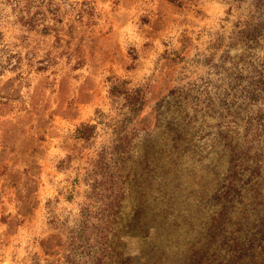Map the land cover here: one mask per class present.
Here are the masks:
<instances>
[{"label":"rangeland","instance_id":"374dc122","mask_svg":"<svg viewBox=\"0 0 264 264\" xmlns=\"http://www.w3.org/2000/svg\"><path fill=\"white\" fill-rule=\"evenodd\" d=\"M217 217L259 252L264 0H0V264H190Z\"/></svg>","mask_w":264,"mask_h":264},{"label":"trees","instance_id":"16d2710c","mask_svg":"<svg viewBox=\"0 0 264 264\" xmlns=\"http://www.w3.org/2000/svg\"><path fill=\"white\" fill-rule=\"evenodd\" d=\"M234 163L232 166L234 167ZM241 164L237 163V166L233 168V177L231 180L235 178H239V173L242 170ZM233 186L227 187L229 190L227 193V189L222 194L225 197L226 194H230V189ZM226 199V197H225ZM222 216V214H221ZM214 219V218H213ZM221 218H215L216 222H209V230L213 231V236L210 238V248L203 247L201 250V255L194 260L193 263L190 264H264V244H261L259 252L255 254H242L237 251L236 239L234 237H230L232 233L230 231H225L222 229V223L220 222ZM207 249L211 254V258H213V262L210 260H206L203 256L207 255ZM222 251V252H221Z\"/></svg>","mask_w":264,"mask_h":264}]
</instances>
